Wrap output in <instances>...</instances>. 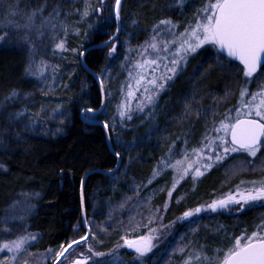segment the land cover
Masks as SVG:
<instances>
[{
	"label": "trees",
	"instance_id": "trees-1",
	"mask_svg": "<svg viewBox=\"0 0 264 264\" xmlns=\"http://www.w3.org/2000/svg\"><path fill=\"white\" fill-rule=\"evenodd\" d=\"M21 1L33 9L45 3V0ZM85 3L86 0H47L44 13L59 8L63 32L58 41H66V50L50 51L52 58H48L57 66L60 79L49 90H41L26 75L25 68L32 55L27 44L0 42V164L3 165L0 168V229L7 227L11 232H18L17 227L23 225L27 233L37 237L30 241L27 251L34 254L52 249L48 252L51 262L61 244L85 234L82 211L88 229L97 237V240L91 237L88 240L95 242L96 250L108 252L119 245L126 227L125 217L117 208L122 201L135 195L147 199L151 207L163 205L173 170L166 168L155 177L153 170L159 169L158 162L169 156V147L175 155L180 149L199 145L225 113L233 112L242 86L247 85L249 93H253L264 85V67L253 78L245 80L239 64L226 58L218 47L207 44L191 54L158 92L152 112L132 115L131 120L125 118L122 122L117 105L127 78L125 57L129 49L137 50L153 25L164 18L177 26L176 31H183L206 0H184L183 6L176 5V0H122L119 32L114 41L90 49L87 48L103 43L115 33V0H104L103 4L100 0H87L90 9L103 11H90L82 18ZM172 3L169 9L167 6ZM10 34L13 39L17 36ZM45 36L40 42L35 39L33 42V50L41 55L50 48L44 45L49 40ZM113 43L116 51L108 56ZM80 52L84 55H79ZM81 58L83 65L98 77L100 86L83 67ZM12 89L18 92V98L5 102V95ZM102 97L100 112L92 116L91 123L84 122L81 108L98 109ZM17 111H23L24 116L9 120V113ZM106 121L114 124V129L106 131L103 126ZM117 152L119 157L115 155ZM256 159L261 163L254 170L247 169L230 177H225L222 164L205 170L196 179L181 180L173 189L162 221H177L184 211L234 191L242 180H261L264 146ZM230 160H244L242 152L226 162ZM30 194H34L33 209L27 217L23 221L4 223L11 206ZM197 219L193 223L175 222L168 241L173 242L182 235L187 243L206 245L209 252L226 247L229 243L223 239L226 235L234 238L245 231L250 234L255 224L264 220V204L236 213H203ZM8 236L0 232V240ZM163 245L142 260L135 259L128 249H120L114 264H160ZM187 254L186 251L175 255L174 264Z\"/></svg>",
	"mask_w": 264,
	"mask_h": 264
},
{
	"label": "snow or ice",
	"instance_id": "snow-or-ice-1",
	"mask_svg": "<svg viewBox=\"0 0 264 264\" xmlns=\"http://www.w3.org/2000/svg\"><path fill=\"white\" fill-rule=\"evenodd\" d=\"M103 4L104 0H100ZM179 6H183L184 0H176ZM122 0H115L114 11L116 19H120V9ZM47 7V0L37 9H33L30 12L20 13L16 5H9L8 16L5 17V22L0 25V42H9L19 44L21 41L29 46L31 51L34 45L30 38V31L35 29L37 36H43V29L51 24L53 31L56 28L52 20L57 19L60 16V10L58 7H54L49 13L48 17H44L43 13ZM90 11L102 12V8L90 9V6L85 3V8L81 13V17H87ZM20 16L22 23L18 22L12 17ZM40 16L41 23L36 25L35 21ZM194 24L189 23L185 27L183 32L176 35V25L170 19H162L156 25H153V35L150 37V41H146L143 45L144 52L140 53L142 59L135 62L133 72H129L130 81H135V86L131 82L127 85V92L125 100L117 105V113L119 114L121 121L126 118L131 120L133 108L131 104L132 97L136 96L140 89H143V95L139 99V102L135 106V110L144 111L146 104H152L155 99L154 91L158 92L165 85L159 81L171 80L173 76L179 71V65L186 63L188 57L197 52L202 46L210 44L213 47H218L220 52H226L228 58H232L239 61V64L243 66V77L245 80L253 78L254 74H257L260 67H264V0H208L202 8L197 10L194 16ZM136 23V21H133ZM91 27V26H90ZM4 29H15L17 36L13 39L9 31ZM24 30L22 36L19 32ZM162 35H171L172 39L160 40ZM65 36H67V29L65 28ZM115 34L108 37V40L103 44L106 46L110 43ZM55 40L56 37L53 36ZM169 45L175 48V51H171ZM54 49L66 50V41L60 39L55 43ZM149 49L155 54V58H149ZM73 51H76L75 49ZM116 51V44H112V47L108 50V56H112ZM164 52L166 55H160ZM171 55L172 59L163 65L164 72L158 77L156 75L157 70L160 67V62L168 59V55ZM79 55L83 56L84 53L80 52ZM219 58V52H218ZM125 59H130L125 57ZM219 62V61H218ZM47 62L40 61L35 65L33 70V63L30 61L25 68V72L29 75H43ZM57 66H53L54 70ZM151 73V78L146 79V74ZM171 74V75H169ZM103 92V85H101ZM121 91H124L122 86ZM18 92L12 89L4 97V101L15 100L18 98ZM239 107L235 108L236 116L231 117L228 113H225L222 120L219 122V127H214V131L217 133L214 137H205V142L198 149H193L192 155L195 159H189V154L185 151L182 158L176 160L174 163L168 161L172 159V148L169 147L168 160L161 159L158 163L161 166L159 169L153 170V176L160 175L164 169L172 168L174 172L179 174L180 179L188 175L189 170L193 172V179L204 174L201 168L204 170L215 166H220L230 157L232 153L244 152L250 157H256L258 151L264 146V86H261L260 90L255 93H249L247 85L242 86L239 92ZM186 108L188 106L186 105ZM55 111V110H54ZM81 113L86 121H92L94 117L89 113H94L96 110L92 108H81ZM199 114V110H197ZM24 116L23 111H17L15 113H9V120H19ZM246 117V118H242ZM234 120V122H229ZM35 123V121H31ZM215 124V121H214ZM104 129L108 131L110 128L114 129L115 125H109L104 122ZM27 127V125H26ZM223 132L224 135H219ZM19 135V133H17ZM230 136V140L228 137ZM219 149V150H218ZM205 150H207L205 161ZM117 157L120 153H115ZM249 164L253 161H248ZM0 168L3 165L0 164ZM111 171V169L109 170ZM149 183L152 182L150 179ZM179 181L174 178L173 189ZM83 183V182H82ZM250 185L248 187H241L242 185ZM173 194L172 190L168 191L169 197ZM83 200V197H82ZM180 201L177 200V203ZM257 202L264 203V178L259 181H241L236 185L235 192L230 191L222 198L214 199L206 205L197 206L183 212V214L177 217V220L184 221L190 217L195 216L201 212L210 210L215 213L220 209H228L230 206H236L237 211L244 209L246 206H255ZM167 206V205H165ZM12 219H16L13 217ZM19 219H23L20 217ZM7 219L4 223H7ZM88 224V221H84ZM154 223L153 220H149V224ZM144 227L147 229V233L144 235L136 236L135 239H128L127 233L123 239V245L129 249H133L135 252V259L141 260L147 254L151 253L157 246L154 241L156 240L157 229L152 228L149 225H136V228ZM161 228L167 229L169 225H160ZM133 228V231L136 230ZM256 231H252L250 234L247 231L242 232L239 236L226 235L223 239L229 241L226 247H219L213 250L212 255L207 254L206 245L193 244L191 241L184 244L180 243L173 252L183 255L186 251L188 255L182 261V264H264V220L260 224L256 225ZM106 231V229H102ZM222 230L217 229L219 232ZM195 231V229H193ZM6 235L11 234V229L5 227L0 229ZM89 237L93 240H97V237L92 233L91 229L83 236L76 240H70L66 244H61L59 251L56 252L55 260L61 261L66 258V255L73 249L74 245H78L81 242L88 243ZM36 235L33 233H25L19 235L15 239L0 240V251L7 250L11 255H5L0 259V264H28L27 259L21 261V254L27 251V246L30 241L36 240ZM184 237H181L183 241ZM100 242V241H98ZM121 245H116L115 248H120ZM51 252L52 249H48ZM112 250H110L111 252ZM87 252L91 255L86 256L83 252L80 253V258L74 259L70 264H88L89 261L92 264H103V261L93 260V257H103L106 254L93 250L91 244L87 248ZM29 256L32 253H28Z\"/></svg>",
	"mask_w": 264,
	"mask_h": 264
},
{
	"label": "rangeland",
	"instance_id": "rangeland-1",
	"mask_svg": "<svg viewBox=\"0 0 264 264\" xmlns=\"http://www.w3.org/2000/svg\"><path fill=\"white\" fill-rule=\"evenodd\" d=\"M207 2H208V0H206V3ZM9 5H16V7L18 8L20 13L30 12L31 10H33V8H30L29 6H27L24 3H22L21 0H0V25L4 24L5 17L8 16ZM172 5H173V3L171 5L169 4V6H167V7L169 9H171ZM176 5H178V4L176 3ZM168 12L169 11H167L166 13H168ZM49 13H43V16L44 17H48ZM196 13H197V10H196ZM195 14H194V16H195ZM12 19H15L18 22L22 23L21 17L19 15L16 16V17H12ZM41 19L42 18L40 16L37 17V19L35 21L36 25H39L41 23ZM164 19H168V18H164ZM194 22L195 21L193 19L190 23L194 24ZM51 23H54L56 25V28H55L54 31H53V29L51 27V24L47 25L43 29V32L46 35L45 37H47L49 39L47 41L48 43H46L44 45H45V47H47L49 45L50 46L49 50L47 51L46 54H42L41 55L40 53H36V51L32 49L30 51L31 54H32L31 58H29V60H28V64H29L30 61L33 63V66H34L33 70H35V65L38 64L42 60L47 62L48 66L46 67L43 75H39L38 74V75L33 76V75H29V74L26 73V75L28 77L32 78L38 84L39 88L41 90H43V91L51 89L56 84L58 85L59 84L58 81L60 79L59 75L57 74V68H55V70H54L53 66H55V65L49 58H52L51 54H50V51L54 49L55 43L59 42L58 41V36L63 32V26H62V22L59 20V18H57L55 20H52ZM4 30L10 31V32L14 33L15 35H17V32H16L15 29H4ZM183 31H180V32H183ZM175 32H176L177 36L180 33V32H178L176 30H175ZM23 34H24V30H21L19 32V35L22 36ZM29 35H30V37H32L31 38L32 43L34 42V39L37 40V42H40V40L42 39V36H37L35 29L31 30ZM152 35H153V28H152V30L148 31V35H147V38H146L145 42L146 41L151 42L150 41V37ZM53 36L56 37L55 40L53 39ZM159 39L160 40H165V39L171 40L172 36L171 35H167V36L162 35L161 37H159ZM145 42H143V44H141V46L137 50H130L129 49L130 53H127V55H126L127 57L130 58V59H126V65H127V69H126L127 70V74L126 75H127V78H126L125 82L123 83L124 91L123 92L121 91V95H120V99H119L118 104H121L125 100V95H126V92H127L128 83L131 82L133 84V86H135V81L134 80L130 81V79H129V72L132 71L133 75H135V70H134L133 66H134L136 61L142 59L140 53L144 52L143 45L145 44ZM24 44H26V43H24ZM169 48H170L171 51H175V48L172 47L171 45H169ZM159 54L162 55V56L166 55L164 52H161ZM149 58H155V54L152 53L151 49H149ZM171 59H172V57L169 54L167 60L160 62V67H159V69L156 72V75L158 77L164 72L163 65L165 63H168ZM181 65H182V63L179 65V68L181 67ZM169 75H171V74H169ZM150 78H151V73L149 72V73L146 74V79H150ZM159 82L163 83L165 85L168 82V80L159 81ZM260 88L257 91H255V92H258L260 90ZM158 92L154 91L155 99H156V96H157ZM255 92H253V93H255ZM142 95H143V89L141 88L140 91L137 92L136 96L132 97L131 104H132L133 111H132L131 115H140V114H142V113H144L146 111H148V113L150 111L152 112V110L154 108V104H155V99H154V102L152 104H146L145 105L144 111L141 112V111L135 110V106L139 102V99L142 97ZM236 107H239V103L237 104ZM229 115L231 117H235L236 116L235 109ZM229 122H232V121H229ZM214 127H219V123L217 125H215ZM216 135H217V133L214 131V128H213L212 131L208 134V137H214ZM219 135H224V133L221 132V133H219ZM204 142H205V139H203V141H201L199 143V145H197L195 147H191L189 150L180 149V150L176 151L175 155L171 154L172 159L169 160L168 162L169 163H174L176 160L181 159L185 151L189 154V159H195V157L192 155L193 149L200 148L201 145ZM237 153H232L230 155V157L233 156L234 154H237ZM207 154H208L207 150H205V161L204 162H207V160H206V155ZM242 154H243L244 160H234V161L230 160V161H227V162L223 163V172H224L225 177H230V176H232V175H234L236 173H240L241 171H245L247 169L254 170L256 166L260 165V163H261L260 160H258V159L254 160V157L248 156L247 153L242 152ZM165 160H168V156L165 157ZM248 161H253V163L249 164ZM201 171L204 172L205 170L203 168H201ZM172 172H173V175H172L171 185L168 187V190L166 189L165 200L163 202V205H160L157 208L151 207L150 203H149V201L147 199H142V198L137 197V196L134 195V196H132L133 198L130 197V198H127L124 201H122L117 207L118 210H121V213H123V215L125 217V222L124 223L126 224V227L124 225V230L125 231H124L122 237H125V234L127 233V237L126 238L135 239L136 236L144 235V234L147 233V229L146 228H144V227L136 228V225H149L150 227L157 229V233H156V237L157 238L154 241V243H156L157 246L153 249L152 252H154V250H156V248L159 245L164 244L163 245L164 246L163 249H161V251H160L161 252V256H162V259H160L161 260L160 264H174V262L176 260L175 259L176 258L175 255H180V253H178V252L174 253L173 249L176 248L177 245L180 244V243L187 244V242L185 240L181 241V237H183L182 235H180L173 242L172 241H168L169 237L171 236L172 229L176 226L175 222L180 223L182 221L177 220L175 222L174 221H170V222L164 223L162 221V214H163V211L165 210V208L167 207L165 205L168 204L169 199H170V197L168 195V191L171 189L172 192H173V181H174V178L176 180H178L179 182L181 180L185 179V178H193V172H192V170H189L188 175L184 176L183 179H180L179 174L174 172V170ZM179 182L176 184V186L179 184ZM161 189H162V187L157 189L156 193L161 191ZM235 190L232 191V192H235ZM33 195L34 194H30V195H28V197H22L18 201H16V203H14L11 206V209L7 213L5 220L7 219V221H23L33 209V205H32V200L34 198ZM154 195H155V193L153 192L152 196H154ZM219 198H222V197H217V198L215 197L212 200L219 199ZM262 204H264V203L257 202L256 205H262ZM250 207H252V206H246L244 209H247V208H250ZM244 209L239 210V211H243ZM239 211H237V207L236 206H230L228 209H220V210H218L215 213L216 214L217 213L227 214V213H230V212L236 213V212H239ZM203 213L212 214L213 212H211L210 210L205 211V212H201L199 214H196L193 217L188 218L187 220H184V222H188V223L196 222V221H198L197 218H199V216L201 214H203ZM13 217H15L16 219H12ZM20 217H23V219H19ZM150 219L153 220L154 223L149 224V220ZM261 221L262 220H259L255 224V227L252 228V231H256L257 230L256 229V225L260 224ZM161 224L169 225L170 227H168L167 229H164V228L160 227ZM86 227L88 228L87 225H86ZM17 228H19V231H18L19 233L17 231L16 232L12 231L11 234L8 236V238H2L1 240L15 239L17 236L24 235L25 233H27L26 229L24 228L23 225H20ZM22 228H24V229H22ZM133 228H136V230L133 231ZM188 230L192 231V228L189 227ZM94 243L95 242H91V240H90L88 243H85L83 246L73 247V249L66 255V258L61 262V264H70V262L72 260L80 258V253L81 252H83L86 256L91 255V253L87 252V248H88L89 244L92 245L94 251L100 252V251H98V250H96L94 248V246H93ZM119 245H121L120 248H118V249L114 248V249H112L111 252L110 251L102 252V253H105L106 255L103 256V257H93V260L104 261L103 264H114L118 260L117 252L120 249H124V250L128 249L127 251H129L133 255H136L133 249H129V248H127V246L123 245V239L122 238H121V243H119ZM28 253L29 252L26 251V252L21 254V261H23L24 259H27L28 264H50L51 259H52L51 256H50L51 254L48 253V252L34 253L31 256H29ZM207 254L208 255H212L213 251L209 252V249L207 248ZM5 255L10 256L11 254L8 253L7 250L0 251V259H2ZM185 257L182 258L181 260H179V262L177 264H182V261L185 259ZM18 264H19V262H18ZM88 264H92V262L89 261Z\"/></svg>",
	"mask_w": 264,
	"mask_h": 264
},
{
	"label": "water",
	"instance_id": "water-1",
	"mask_svg": "<svg viewBox=\"0 0 264 264\" xmlns=\"http://www.w3.org/2000/svg\"><path fill=\"white\" fill-rule=\"evenodd\" d=\"M114 18H115V22H116V30H115V36H114V38H113V40L112 41H114V39H115V37L117 36V34H118V32H119V24H118V20L116 19V16H115V11H114ZM111 41V42H112ZM110 42V43H111ZM109 44V43H108ZM103 46H105L103 43H101V44H96V45H93V46H89L87 49H90V48H92V47H103ZM87 49H85L84 50V52L87 50ZM225 56H226V58H228L227 57V54H226V52H222ZM229 60H231V61H233V62H235V63H237V64H239V61H236V60H234V59H232V58H228ZM81 64L83 65V61H82V58H81ZM240 65V64H239ZM241 66V68L243 69V66L242 65H240ZM83 67L87 70V72L88 73H90L92 76H93V78L97 81V83H98V85L100 86V82H99V79H98V77L94 74V73H92L90 70H88L84 65H83ZM262 67H260L259 69H261ZM258 69V70H259ZM102 107H103V97H102V101H101V104H100V106H99V108L98 109H96V111L94 112V113H89L91 116H94V115H96V114H98L99 112H100V110L102 109ZM81 117L83 118V114H81ZM242 118H246V117H242ZM83 121L84 122H86V123H91L90 121H86L84 118H83ZM228 139L230 140V136L228 137ZM110 171H108V172H105V173H109ZM89 173V172H88ZM82 224L84 225V227H85V229H86V231H85V233L86 232H88L89 231V229L86 227V224L84 223V215H83V211H82ZM60 261H56L55 259L50 263V264H58Z\"/></svg>",
	"mask_w": 264,
	"mask_h": 264
}]
</instances>
